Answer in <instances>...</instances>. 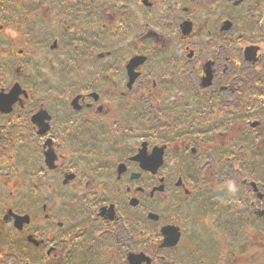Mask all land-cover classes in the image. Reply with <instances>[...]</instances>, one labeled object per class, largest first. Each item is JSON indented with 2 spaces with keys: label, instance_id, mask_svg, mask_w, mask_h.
Returning a JSON list of instances; mask_svg holds the SVG:
<instances>
[{
  "label": "flooded vegetation",
  "instance_id": "obj_1",
  "mask_svg": "<svg viewBox=\"0 0 264 264\" xmlns=\"http://www.w3.org/2000/svg\"><path fill=\"white\" fill-rule=\"evenodd\" d=\"M0 264H264V0H0Z\"/></svg>",
  "mask_w": 264,
  "mask_h": 264
}]
</instances>
